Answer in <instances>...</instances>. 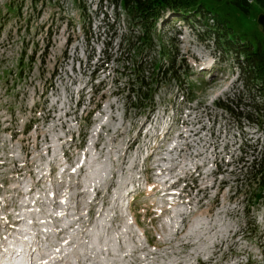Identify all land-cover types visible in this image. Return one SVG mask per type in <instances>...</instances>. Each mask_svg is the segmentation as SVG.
Instances as JSON below:
<instances>
[{"label":"rangeland","instance_id":"374dc122","mask_svg":"<svg viewBox=\"0 0 264 264\" xmlns=\"http://www.w3.org/2000/svg\"><path fill=\"white\" fill-rule=\"evenodd\" d=\"M80 1L90 10L97 0ZM248 2L247 12L233 0H210L217 17L170 13L158 23L155 41L177 42L176 71L185 79L187 59L195 75L159 84L149 119L153 112L120 90L127 82L113 81L125 60L114 50L115 62L92 84L88 65L103 54L105 35L93 38L92 50L68 27L78 3L42 0L32 10L29 0H0V264H264V200L250 210L254 227L242 208L248 181L238 185L230 172L264 134L256 116L242 120V134L234 117L215 109L239 68L213 25L219 19L238 42L264 45V11ZM100 24L95 17L96 31ZM24 51L35 59H25L19 79ZM161 54L153 51L148 70L166 63ZM187 89L193 99L182 100ZM241 95L237 102L252 106L253 93Z\"/></svg>","mask_w":264,"mask_h":264},{"label":"trees","instance_id":"16d2710c","mask_svg":"<svg viewBox=\"0 0 264 264\" xmlns=\"http://www.w3.org/2000/svg\"><path fill=\"white\" fill-rule=\"evenodd\" d=\"M39 1L42 0H29L32 10H35L34 8L37 7V2ZM255 1L264 11V0ZM74 2L78 3L79 17L77 20L69 18L68 27L74 29V32H76V29H79L85 39V44L92 50L96 49L91 46L92 41H94L93 38L98 34L101 40L102 36L105 35L104 41H101L103 54L99 56L94 66L88 65L92 84L95 80L94 77L102 73L100 72L101 70H106L111 63L115 62L114 56L111 54L114 50L118 61L125 60L122 65H117L116 71L118 75L113 81L117 86H122V81L125 80L127 82L125 86L127 87L124 86L120 90L123 92L125 89H128L127 93L132 101L138 102L137 106L143 107L145 111L150 110V114L159 105L156 100L159 84L161 86V84L175 82L183 85V83H186L185 79L188 80V72L195 75L191 71L188 60L184 59V71L182 73H185V79H182L181 73L176 71V67L178 66L176 59L179 53L178 49L174 46L177 42L171 40V43L168 44L155 41L157 25L164 20L165 15L168 13H176L185 19L192 16V14L200 12L202 14L213 15L214 12L210 7V0H97L90 10H87L88 8L80 0H74ZM233 2L241 9L249 11L250 3L248 0H233ZM22 5H25V0H23ZM9 10L15 14H19L21 6L13 4V6L9 7ZM95 17H99L101 21L97 31L94 25ZM78 23H80V26L77 25ZM121 24H125L124 29H119ZM213 26L217 29L220 46L227 54H233L237 58L236 66L239 68V76L233 91L227 97L218 99L215 102V109L217 112L234 117L237 122L238 132L242 134L245 133V127L241 124L242 120L248 121L253 116H256L257 121L254 126L257 130H262L264 134V45L261 42L257 44L253 43L248 38L243 42H238L224 28V21L219 19L218 24ZM221 26L224 30H221ZM50 28L48 27L46 31L48 39H51L53 36V31H50ZM74 36L75 33L73 32L68 35V47L74 42ZM116 40L117 44L115 47L114 42ZM155 50L162 53L161 55L167 58V61L166 63H159L157 67L158 62L155 58L153 66L155 69L157 67L158 71L153 73L146 68V64L151 59L150 55ZM172 51L175 54H172ZM27 52H21L17 60L18 67L16 74L19 79L23 77V72L29 63L25 59L27 58L29 61L30 58L32 60L35 59V52L33 54V51H30V55L26 57ZM226 53L225 55H227ZM87 58L91 62L93 55H89ZM147 71L150 74L147 75ZM250 91L253 93L250 102L252 106L247 107V105L237 102L242 98V93ZM182 92V100L185 98L187 100L193 99L190 89L186 91L182 90ZM84 97L83 95L78 102V107L80 108ZM12 114L15 116L14 112ZM89 114L91 115V113ZM91 116L88 119L89 124L91 123ZM31 128L32 121L26 125L25 129L30 130ZM85 138L86 135L84 134L80 140L82 145L85 144ZM258 141V147L248 157L246 156L245 158L243 154L240 156V171L233 172V169L230 170V172L236 175L238 185L244 182V180H241V177L248 181L246 187H244L245 202L242 208L247 216L246 219L248 221L251 219L254 227H257V223L255 217H250V210L258 208L260 201L264 200V137Z\"/></svg>","mask_w":264,"mask_h":264},{"label":"water","instance_id":"95a60500","mask_svg":"<svg viewBox=\"0 0 264 264\" xmlns=\"http://www.w3.org/2000/svg\"><path fill=\"white\" fill-rule=\"evenodd\" d=\"M259 23L261 24V26L264 29V14H261L258 18Z\"/></svg>","mask_w":264,"mask_h":264},{"label":"bare ground","instance_id":"6f19581e","mask_svg":"<svg viewBox=\"0 0 264 264\" xmlns=\"http://www.w3.org/2000/svg\"><path fill=\"white\" fill-rule=\"evenodd\" d=\"M17 221H18V220H17ZM22 248H25V249H26L27 247H25V246H22ZM16 257H17V256H16ZM18 264H20V263H18Z\"/></svg>","mask_w":264,"mask_h":264}]
</instances>
